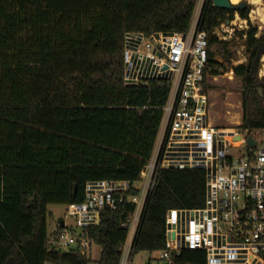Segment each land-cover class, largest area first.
<instances>
[{"label":"trees","instance_id":"1","mask_svg":"<svg viewBox=\"0 0 264 264\" xmlns=\"http://www.w3.org/2000/svg\"><path fill=\"white\" fill-rule=\"evenodd\" d=\"M198 0H0V264H92L49 250L48 205L84 198L87 181L136 180L150 159L167 101L165 85L124 82L125 32H187ZM205 0L199 28L209 33L210 76L228 70L211 34L238 11ZM257 28L247 31L241 127H264V96L253 88ZM207 87L209 84H206ZM205 203L201 169H163L135 238L134 252L166 243V213ZM134 204L106 210L90 236L102 246L99 264H119L127 236L121 226ZM183 264H207L203 250H184Z\"/></svg>","mask_w":264,"mask_h":264},{"label":"built area","instance_id":"2","mask_svg":"<svg viewBox=\"0 0 264 264\" xmlns=\"http://www.w3.org/2000/svg\"><path fill=\"white\" fill-rule=\"evenodd\" d=\"M201 7L187 32L130 30L123 37L124 82L158 83L168 88L167 101L150 159L136 180H89L84 198L68 204L76 229L59 224L49 234V250L73 253L92 261L97 244L90 228L98 226L106 210L134 204L121 222L127 236L120 246L119 264H133L134 242L163 169H201L205 173V203L195 208H172L166 213V243L147 264H183L184 250H203L207 264H264V127L241 124L228 130L210 119L209 33L199 28ZM247 22L248 18H236ZM235 19L211 32L226 39ZM235 28H232L234 31ZM250 138L254 143L250 142ZM246 149V150H243ZM43 264H66L46 260Z\"/></svg>","mask_w":264,"mask_h":264},{"label":"rangeland","instance_id":"3","mask_svg":"<svg viewBox=\"0 0 264 264\" xmlns=\"http://www.w3.org/2000/svg\"><path fill=\"white\" fill-rule=\"evenodd\" d=\"M247 2L250 6L248 21L244 22L236 18L234 12L232 19H235V23L231 24L229 33L226 34L227 38L222 39L227 43H216L211 47L214 53V59L219 62H223L228 66V70L222 74L216 76H209L208 89L210 92V119L221 127L222 130H229L241 124L243 120V98L246 91V85L242 76L237 75L233 66L248 63L250 57V50L247 47V31L251 27H256V37L260 38V41H264V0L259 5H255L250 0H239L240 3ZM201 0L197 1V5L194 11L192 24H194L198 12L201 7ZM240 14V13H239ZM241 16V15H240ZM241 18H244L241 16ZM231 20V19H230ZM191 24V25H192ZM232 28H235L232 31ZM257 81L253 88H258L261 95L264 96V55L260 58L256 67ZM264 106V100H263ZM254 134L257 133L256 128H250ZM243 150H246L243 148ZM48 233H54L60 221L66 220L67 224L77 232L81 229L77 227L76 218L68 216V204H49L48 207ZM102 246L94 244L91 251L92 264H99L101 258ZM158 256L157 252L139 251L134 254L133 264H147L149 258Z\"/></svg>","mask_w":264,"mask_h":264},{"label":"water","instance_id":"4","mask_svg":"<svg viewBox=\"0 0 264 264\" xmlns=\"http://www.w3.org/2000/svg\"><path fill=\"white\" fill-rule=\"evenodd\" d=\"M214 5L217 7H221V8H227V9H241L246 7L248 4L247 2L243 1L240 3H233L231 2V0H214ZM264 55V42L261 43L259 49H258V53L255 57V64L257 66L260 58ZM250 142L254 143V140L252 138H250ZM60 224L63 225L64 224V220L62 219L60 221Z\"/></svg>","mask_w":264,"mask_h":264},{"label":"bare ground","instance_id":"5","mask_svg":"<svg viewBox=\"0 0 264 264\" xmlns=\"http://www.w3.org/2000/svg\"><path fill=\"white\" fill-rule=\"evenodd\" d=\"M232 1L233 2H239V0H232ZM261 1L262 0H250V2L253 3V4H255V5H259L261 3ZM226 132H228V130Z\"/></svg>","mask_w":264,"mask_h":264},{"label":"flooded vegetation","instance_id":"6","mask_svg":"<svg viewBox=\"0 0 264 264\" xmlns=\"http://www.w3.org/2000/svg\"><path fill=\"white\" fill-rule=\"evenodd\" d=\"M262 42H264V41H260V42H259V47H260V45H261Z\"/></svg>","mask_w":264,"mask_h":264}]
</instances>
